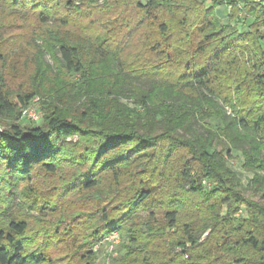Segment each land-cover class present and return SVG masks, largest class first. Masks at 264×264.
<instances>
[{
  "label": "trees",
  "instance_id": "obj_1",
  "mask_svg": "<svg viewBox=\"0 0 264 264\" xmlns=\"http://www.w3.org/2000/svg\"><path fill=\"white\" fill-rule=\"evenodd\" d=\"M203 1L114 0L110 7L122 22L107 40L58 39L51 84L43 77L50 73L39 71L38 83L16 104L0 87V117L10 120L34 98L57 96L41 126L0 121V180L24 179L33 168L55 175L75 165L67 178L84 193L98 189L103 175L111 178L107 192L87 196L102 206L87 217L90 235L76 251L82 264H96L92 248L114 232L124 241L112 264H264V3L210 0L206 8ZM53 2L4 4L38 9L47 24ZM62 2L72 10V1ZM220 6L230 9L227 24L215 15ZM239 9L242 24L251 20L247 30L231 24ZM59 21L71 24L69 17ZM241 53L251 72L237 68ZM110 63L117 66L104 70ZM72 134L75 152L64 142ZM216 142L226 158L231 149L240 152L260 201L242 193ZM242 206L247 218L237 220ZM28 227L17 220L0 231V264H48L38 250L25 253Z\"/></svg>",
  "mask_w": 264,
  "mask_h": 264
},
{
  "label": "rangeland",
  "instance_id": "obj_2",
  "mask_svg": "<svg viewBox=\"0 0 264 264\" xmlns=\"http://www.w3.org/2000/svg\"><path fill=\"white\" fill-rule=\"evenodd\" d=\"M54 1V8L50 13L51 21L42 24L37 16L38 9L14 8L4 4L5 0H0V50L3 55V60L0 62V87L14 104L17 103L15 98L18 94L31 90L38 83L39 71L41 74L43 71L50 73L49 77H46V74L43 75L50 84L55 80L58 69L56 43L59 38L78 40L81 44L88 38L94 44H99L107 40L110 33L122 22V19L117 18L110 7L114 0H70L74 4L71 11L63 10V0ZM203 4L208 8L211 6V1L204 0ZM229 12L230 9L224 6L215 9L216 17L224 24L228 23ZM242 15L239 9L237 19L231 24H236L239 29L247 30L246 25L251 20L247 24H242L240 22ZM63 16L70 18V25L62 26L59 18ZM259 31L264 33V27ZM239 58L237 68L249 69L251 72V64L247 65L248 59L245 54L241 53ZM251 62L256 63V57ZM115 64H106L103 68L110 69ZM49 83L45 84V91H48ZM69 94L70 92L67 93L68 96ZM46 95L48 96L34 98L25 108L20 107V115L17 118L10 120L11 118L8 117H0V121L12 122L22 127L41 126L44 123L45 108L53 104L57 97L56 93ZM64 96L61 95L58 98L68 104L69 101ZM122 102L134 107L132 99H123ZM216 104L223 108L227 116L231 115L230 109L222 100H217ZM75 106L72 104L67 108L73 111ZM26 110H32L37 120L33 121L24 117L23 113ZM2 131L3 126H0V132ZM64 142L69 151L75 152L74 146L78 142L76 134L65 136ZM214 146L215 150L222 151L223 157L226 158L227 149H224L223 143L216 142ZM229 153L230 156L226 158V162L245 189L242 193L253 201H260L259 194L252 196L248 180L253 178V174L242 168L244 161L240 152L231 149ZM64 164L62 165L66 166ZM73 166L60 167L55 175L33 168L29 177L24 179L9 178L1 174L3 179L0 180V231L9 232L7 225L10 221L24 220L29 226L25 236L30 237L24 241L25 253L38 250L48 264H82L79 262L76 251L80 240L87 239L90 235L91 229L87 226L91 224L87 223V217L96 208L102 206V203L94 205L90 201L92 197L89 199L87 196L96 195L99 190L107 192L108 187L113 185L111 178L103 175L98 189L77 193L73 189L79 183L67 178L74 171L72 168H76L75 165ZM222 214H225V210ZM235 218L237 220L247 218L245 207H240ZM204 237L205 234L201 239ZM119 239L120 243L124 241L120 236ZM95 246L92 248V253L96 256V264H112V258L119 255V247L116 248L115 253L109 255L104 247L94 252Z\"/></svg>",
  "mask_w": 264,
  "mask_h": 264
},
{
  "label": "built area",
  "instance_id": "obj_3",
  "mask_svg": "<svg viewBox=\"0 0 264 264\" xmlns=\"http://www.w3.org/2000/svg\"><path fill=\"white\" fill-rule=\"evenodd\" d=\"M257 2L264 3V0H257ZM23 116L26 117V118H29V119H31L33 121L37 120V117H36L35 113L32 110L31 111L26 110L23 113ZM119 245H120L119 235L116 232H114V233H111V234L105 236L98 243V245L95 246L94 252H96L100 247H104L106 249V252L110 255L112 253H115V250H116V248ZM184 258L186 259L187 256H184Z\"/></svg>",
  "mask_w": 264,
  "mask_h": 264
}]
</instances>
